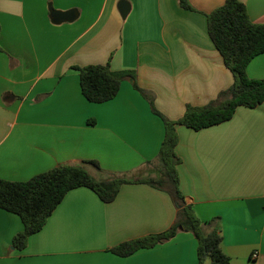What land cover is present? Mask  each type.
I'll use <instances>...</instances> for the list:
<instances>
[{
    "label": "crops",
    "instance_id": "0c3cea01",
    "mask_svg": "<svg viewBox=\"0 0 264 264\" xmlns=\"http://www.w3.org/2000/svg\"><path fill=\"white\" fill-rule=\"evenodd\" d=\"M0 0V179L26 182L63 165L97 161L98 180L155 178L166 129L130 81L118 96L91 103L75 69L107 65L132 71L165 118L180 120L234 84L208 32L207 15L226 0ZM264 24V0H242ZM129 13L123 18L120 5ZM76 10L54 24L49 5ZM264 79V54L248 67ZM180 189L186 205L220 230L231 264H264V103L241 107L220 125L177 128ZM161 174L158 175L160 177ZM179 208L148 184L122 186L106 203L92 190L70 191L23 250L19 216L0 209V264H198V241L184 229L130 257L119 245L169 230ZM258 255L255 258V255ZM205 264H211L207 261Z\"/></svg>",
    "mask_w": 264,
    "mask_h": 264
},
{
    "label": "trees",
    "instance_id": "16d2710c",
    "mask_svg": "<svg viewBox=\"0 0 264 264\" xmlns=\"http://www.w3.org/2000/svg\"><path fill=\"white\" fill-rule=\"evenodd\" d=\"M180 4L186 10H194L188 0H180ZM207 19L209 36L226 68L233 74L234 84L206 106H187L184 116L178 121H171L157 111L153 97L138 85L135 72H115L109 64L75 68L80 74L83 95L91 103L100 104L115 99L125 81H130L148 99L153 112L162 118L166 129L158 158L162 176L135 182L124 177L101 181L88 170V167H92L103 171L100 164L97 161H84L80 165L55 167L26 182L0 179V209L19 216L24 225V231L13 240V248L25 249L29 238L45 227L70 191L88 188L104 202L111 203L119 195L122 186L140 183L171 195L179 208L177 221L166 232L123 243L114 248L113 253L130 257L171 241L180 229H184L198 241V264L207 261L211 264H231V259L222 250L220 230L213 228L207 232L215 221L203 222L194 208L186 205L177 169L181 163L176 153L179 143L177 128L184 126L200 131L214 127L230 121L241 107L254 109L264 103V79H251L247 73L251 62L264 54V24H256L251 20L242 0H226L221 7L208 14Z\"/></svg>",
    "mask_w": 264,
    "mask_h": 264
},
{
    "label": "water",
    "instance_id": "95a60500",
    "mask_svg": "<svg viewBox=\"0 0 264 264\" xmlns=\"http://www.w3.org/2000/svg\"><path fill=\"white\" fill-rule=\"evenodd\" d=\"M129 10V6L128 9H126V7L124 6V2H122L120 5V11L123 18L127 17ZM49 11L52 22L57 25H60L62 23L74 22L78 18V12L76 10H71L67 12L57 11L50 4Z\"/></svg>",
    "mask_w": 264,
    "mask_h": 264
},
{
    "label": "rangeland",
    "instance_id": "374dc122",
    "mask_svg": "<svg viewBox=\"0 0 264 264\" xmlns=\"http://www.w3.org/2000/svg\"><path fill=\"white\" fill-rule=\"evenodd\" d=\"M90 168H91V167H90ZM90 168H89V170H91ZM158 171H159V174H161V172H160V170H159V169H158ZM159 174H158V175H159ZM158 175H157V176H155V177H158ZM93 176H94V177H96V178L98 179V177H97L96 175H94V174H93ZM161 176H162V175H161ZM161 176H160V177H161Z\"/></svg>",
    "mask_w": 264,
    "mask_h": 264
},
{
    "label": "built area",
    "instance_id": "2783aa9c",
    "mask_svg": "<svg viewBox=\"0 0 264 264\" xmlns=\"http://www.w3.org/2000/svg\"><path fill=\"white\" fill-rule=\"evenodd\" d=\"M257 257H258V255L256 254V255H255V258H257Z\"/></svg>",
    "mask_w": 264,
    "mask_h": 264
}]
</instances>
